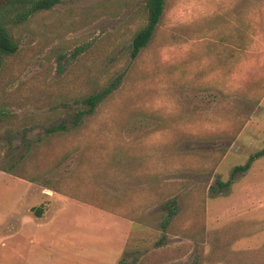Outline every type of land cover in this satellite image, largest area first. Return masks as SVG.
<instances>
[{
	"label": "rangeland",
	"instance_id": "1",
	"mask_svg": "<svg viewBox=\"0 0 264 264\" xmlns=\"http://www.w3.org/2000/svg\"><path fill=\"white\" fill-rule=\"evenodd\" d=\"M147 21L60 0L8 24L0 264H264V155L234 174L264 150V0H166L133 58Z\"/></svg>",
	"mask_w": 264,
	"mask_h": 264
},
{
	"label": "trees",
	"instance_id": "2",
	"mask_svg": "<svg viewBox=\"0 0 264 264\" xmlns=\"http://www.w3.org/2000/svg\"><path fill=\"white\" fill-rule=\"evenodd\" d=\"M59 2L60 0H12L9 4L0 8V68L4 57L14 54L18 50V46L13 41L8 24L25 22L37 12L51 9ZM165 5L166 0H147L148 21L144 27L137 31L133 39L131 50L133 58H136L141 49L147 46L150 42L154 31L161 20ZM109 91L111 90H107V92L102 96L88 97L85 102L89 104L90 107L86 112L83 111L77 113L74 125H79L84 115L93 114L97 104L102 100L104 95L108 94ZM66 128V125H60L57 128L51 129L50 132H55L57 130L64 131ZM261 155H264V150L253 155L250 162L245 166L235 168L234 174L239 171H246L249 169L250 163ZM228 185L229 183H226L224 186ZM38 214H40V211H38Z\"/></svg>",
	"mask_w": 264,
	"mask_h": 264
},
{
	"label": "crops",
	"instance_id": "3",
	"mask_svg": "<svg viewBox=\"0 0 264 264\" xmlns=\"http://www.w3.org/2000/svg\"><path fill=\"white\" fill-rule=\"evenodd\" d=\"M51 208H53V207H51ZM51 208H49L44 214H47L51 210Z\"/></svg>",
	"mask_w": 264,
	"mask_h": 264
}]
</instances>
